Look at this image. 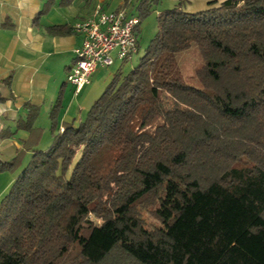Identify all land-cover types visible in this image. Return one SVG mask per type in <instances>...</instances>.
Instances as JSON below:
<instances>
[{"label": "trees", "instance_id": "1", "mask_svg": "<svg viewBox=\"0 0 264 264\" xmlns=\"http://www.w3.org/2000/svg\"><path fill=\"white\" fill-rule=\"evenodd\" d=\"M134 1L140 23L158 0ZM207 4L162 10L136 64L56 132L58 93L51 143L0 198V264H264V0ZM192 44L199 87L175 58Z\"/></svg>", "mask_w": 264, "mask_h": 264}, {"label": "crops", "instance_id": "2", "mask_svg": "<svg viewBox=\"0 0 264 264\" xmlns=\"http://www.w3.org/2000/svg\"><path fill=\"white\" fill-rule=\"evenodd\" d=\"M44 2L0 0V157L5 161L28 162L34 149L51 143L49 114L60 91L56 132L66 124L77 125L84 117L80 110L94 96L93 81L99 69L77 94L66 81L73 49L83 40L71 28L88 18L96 5L111 10L104 8V0H71L68 4L54 0L46 13L38 15ZM54 25H65L67 32L50 33L48 28ZM34 107L37 115L31 128H25L22 124ZM11 180L0 174V198Z\"/></svg>", "mask_w": 264, "mask_h": 264}, {"label": "built area", "instance_id": "3", "mask_svg": "<svg viewBox=\"0 0 264 264\" xmlns=\"http://www.w3.org/2000/svg\"><path fill=\"white\" fill-rule=\"evenodd\" d=\"M138 24L132 6L106 11L96 5L88 18L72 25L74 32L83 35L81 44L73 49V59L66 72V81L73 86L75 94L90 83L98 68L112 66L116 61L125 62L138 52Z\"/></svg>", "mask_w": 264, "mask_h": 264}, {"label": "rangeland", "instance_id": "4", "mask_svg": "<svg viewBox=\"0 0 264 264\" xmlns=\"http://www.w3.org/2000/svg\"><path fill=\"white\" fill-rule=\"evenodd\" d=\"M81 1V0H79ZM85 1V0H84ZM121 0H104L103 6L105 9L112 10L119 6ZM210 0H158L156 3H152L150 12L141 18V21L138 25L137 30V38L139 43V49L136 54L132 56L131 59L121 62L116 61L114 65L106 67V68H98L99 70L95 74V79L93 81V92L94 96L92 97L91 102H89L88 106H83L80 110V114L84 116L86 111L92 105V103L99 97V95L104 91L107 83L110 81L112 75L120 69L124 72L131 69L137 62L139 56L143 53L145 47L148 45L151 38L155 35L157 31V16L158 14L164 10L169 9L174 6H180L184 11L187 12H195L207 7V3ZM216 4L220 3L222 0H215ZM123 6H134V0L125 1L122 0ZM137 2V1H136ZM134 14H137V10L133 8ZM177 65L181 71L184 81L194 87H199V83L195 76V69L202 64V58L198 52V49L195 44H192L189 48L177 52L175 54ZM47 147L45 144L43 148ZM27 162L16 163L15 167L11 170H6L0 172V174H6L11 177L13 181L14 175L19 174ZM141 217L148 225L150 223H157V220L153 217V215L147 211L143 210L141 213ZM97 220V219H96ZM98 221V220H97Z\"/></svg>", "mask_w": 264, "mask_h": 264}]
</instances>
